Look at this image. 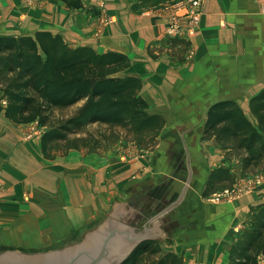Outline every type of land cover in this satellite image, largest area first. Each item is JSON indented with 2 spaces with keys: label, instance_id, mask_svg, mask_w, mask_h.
Masks as SVG:
<instances>
[{
  "label": "crops",
  "instance_id": "obj_1",
  "mask_svg": "<svg viewBox=\"0 0 264 264\" xmlns=\"http://www.w3.org/2000/svg\"><path fill=\"white\" fill-rule=\"evenodd\" d=\"M74 1L0 0V32L48 30L72 46L126 54L122 73L140 78L146 111L164 124L149 150L121 138L103 152L69 149L49 158L40 137L25 138L31 122L14 123L0 110V208H34L37 227L65 219L77 230L114 208L129 212L138 198L150 208L147 232L151 219L161 232L148 239L165 253L182 264H228L231 246L264 206V171L256 182L243 174L241 160L225 158L215 137L205 135V121L222 99L247 113L264 86V0H202L188 39L167 35L169 0ZM220 167L228 177L211 184ZM221 186L237 196L209 203L205 195Z\"/></svg>",
  "mask_w": 264,
  "mask_h": 264
},
{
  "label": "trees",
  "instance_id": "obj_2",
  "mask_svg": "<svg viewBox=\"0 0 264 264\" xmlns=\"http://www.w3.org/2000/svg\"><path fill=\"white\" fill-rule=\"evenodd\" d=\"M129 63L122 52L72 46L48 30L33 35L0 33V100H5L0 101V110L14 123L37 121L47 126L52 107L81 102L74 113L43 132L42 150L49 158L58 153V142L64 143L60 153L106 150L126 136L141 145L152 144L164 119L146 111L140 78L122 73ZM249 104L253 119L235 100L222 99L208 107L205 121V135L215 137L225 158L238 157L243 171L264 163V86ZM91 124L117 127L124 134L105 130L82 136ZM227 177V170L220 167L211 173L210 181ZM153 244V239L140 241L119 264H182L181 257L160 254L159 246ZM148 254L157 256L144 259ZM260 256H264V206L231 246L228 264H258Z\"/></svg>",
  "mask_w": 264,
  "mask_h": 264
},
{
  "label": "rangeland",
  "instance_id": "obj_3",
  "mask_svg": "<svg viewBox=\"0 0 264 264\" xmlns=\"http://www.w3.org/2000/svg\"><path fill=\"white\" fill-rule=\"evenodd\" d=\"M29 1V0H26ZM181 0H169L163 3V15L165 14V7H170L171 5H174L173 10H177L180 14H184L185 10L183 7L177 8L178 2ZM68 3V2H67ZM162 7V6H161ZM159 12L162 13L161 8L159 7ZM201 12H202V5L199 15L196 14L197 18L195 20H192L189 25H187L190 21H186L185 19H180L177 17V21L181 26H183L182 34H171L172 32H167V35L172 37H182L184 39H188L196 32V27L200 21L201 18ZM2 28V27H1ZM165 29H167V23L165 22ZM0 33H5L1 31ZM12 34V33H9ZM14 34V33H13ZM16 34H27V33H16ZM147 102V101H146ZM2 103V101H1ZM80 105V104H79ZM78 103H74L68 106H54L51 108L50 116H49V124L47 126H40L37 121H33L29 124V131L25 135V138H29V140H32L34 137H40L49 128L56 125L58 122L66 119L69 115L74 113V111L79 106ZM250 119H253L252 113L250 111H247L246 113ZM82 136L86 135L87 132H92L98 135V133L110 130H116L118 132H121L120 134L123 136L124 132L123 130H120L117 127H106V125L103 124H91L88 127L84 129ZM81 135V134H80ZM158 136L154 139V142H156ZM121 139V138H120ZM122 139H125L124 137ZM126 142L132 143L133 140L129 136H126L125 139ZM117 142V141H116ZM116 142L113 144L115 145ZM136 142V141H133ZM154 142L151 144L146 145L145 150L151 149V145H154ZM63 142H58V146L60 147L59 151H62L63 148ZM112 145V146H113ZM133 145V144H131ZM111 146V147H112ZM110 147V148H111ZM144 147V146H143ZM108 150V149H106ZM106 150H99L98 152H103ZM58 151V153H60ZM84 151V150H82ZM56 153L55 155H57ZM237 159L238 157H233V159ZM239 159V158H238ZM240 160V159H239ZM264 171V163L261 165H257V167H253L249 171H244L243 174H248L249 178L253 177L252 179L255 180V182L258 180H261V173ZM248 177V176H247ZM233 187H219L216 188L213 192L206 194L205 199L209 203L217 204L220 202H223L225 200H230L235 198V196H228L226 198H223L219 201H210L209 197L215 192L231 189ZM237 196V195H236ZM131 201V205L133 208H130L129 212L123 213V214H117L114 213V215L118 218V224L133 230H140L143 227L148 229L147 226H145L146 223V217L148 213L150 212V208H146V206L143 203H140L139 199L133 198ZM14 209V210H12ZM0 208V252L8 251V250H18L24 253H36V252H45L55 249H62L64 247H67L69 245L79 243L82 241V234H86L90 231H92L100 222L106 220L110 214V212L105 213L98 218H96L94 221L90 223H84V225L76 227L79 229H75V227L68 226L69 222L64 221L63 219L57 220V226L55 228H41L37 227L39 226V222L36 221V218L39 216V214L35 211H32L34 208ZM112 211V210H111ZM65 216H68L67 214ZM42 225V224H41ZM63 226V227H62ZM82 227V228H81ZM150 237L144 238L148 239ZM155 244L153 246H159L156 240H154ZM158 244V245H157ZM137 245V244H136ZM165 247V246H164ZM159 253L164 254L163 248L159 247ZM159 255V254H158ZM157 254H148L144 257L146 260L155 259Z\"/></svg>",
  "mask_w": 264,
  "mask_h": 264
},
{
  "label": "water",
  "instance_id": "obj_4",
  "mask_svg": "<svg viewBox=\"0 0 264 264\" xmlns=\"http://www.w3.org/2000/svg\"><path fill=\"white\" fill-rule=\"evenodd\" d=\"M114 211L122 214L120 208H114L106 220L82 234L79 243L45 252H0V264H119L144 238L161 236L153 219L150 220L152 232H147L144 227L133 230L119 225Z\"/></svg>",
  "mask_w": 264,
  "mask_h": 264
},
{
  "label": "built area",
  "instance_id": "obj_5",
  "mask_svg": "<svg viewBox=\"0 0 264 264\" xmlns=\"http://www.w3.org/2000/svg\"><path fill=\"white\" fill-rule=\"evenodd\" d=\"M202 0H181L177 4V8L183 7L185 10L184 14H180L177 10H173L174 5L170 7H165V22L167 23V31L172 32L171 34H182L183 26L177 21V17L180 19H185L190 21L187 25L191 23L192 20L197 18L196 14L199 15L201 10ZM238 192L234 189H226L218 191L210 195V201H219L228 196H236Z\"/></svg>",
  "mask_w": 264,
  "mask_h": 264
}]
</instances>
